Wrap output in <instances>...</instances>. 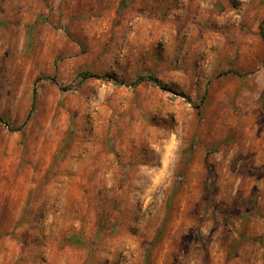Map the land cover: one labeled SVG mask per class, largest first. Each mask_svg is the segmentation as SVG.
<instances>
[{"label":"rangeland","instance_id":"1","mask_svg":"<svg viewBox=\"0 0 264 264\" xmlns=\"http://www.w3.org/2000/svg\"><path fill=\"white\" fill-rule=\"evenodd\" d=\"M261 31L264 0H0V264H264Z\"/></svg>","mask_w":264,"mask_h":264},{"label":"trees","instance_id":"2","mask_svg":"<svg viewBox=\"0 0 264 264\" xmlns=\"http://www.w3.org/2000/svg\"><path fill=\"white\" fill-rule=\"evenodd\" d=\"M261 34H262V36L264 37V32H263V31H261ZM82 76H83L84 78H88V77L103 78V75H101V74H99V73H95V72H89V71L82 73ZM204 96H205V95H203V97H204ZM33 97H34V98L36 97V88H34ZM0 120H2L1 117H0Z\"/></svg>","mask_w":264,"mask_h":264}]
</instances>
